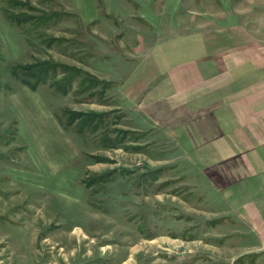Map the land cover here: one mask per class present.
I'll list each match as a JSON object with an SVG mask.
<instances>
[{
  "label": "rangeland",
  "instance_id": "obj_1",
  "mask_svg": "<svg viewBox=\"0 0 264 264\" xmlns=\"http://www.w3.org/2000/svg\"><path fill=\"white\" fill-rule=\"evenodd\" d=\"M87 1L0 0V264H264L154 112L152 47L217 0Z\"/></svg>",
  "mask_w": 264,
  "mask_h": 264
},
{
  "label": "crops",
  "instance_id": "obj_2",
  "mask_svg": "<svg viewBox=\"0 0 264 264\" xmlns=\"http://www.w3.org/2000/svg\"><path fill=\"white\" fill-rule=\"evenodd\" d=\"M227 1L207 2L201 20L187 5L186 27L198 30L152 47L159 99L153 106L158 117H169L193 165L264 250V2H254L246 20ZM86 8L97 20L94 0Z\"/></svg>",
  "mask_w": 264,
  "mask_h": 264
}]
</instances>
